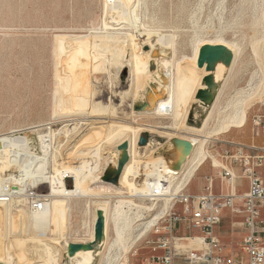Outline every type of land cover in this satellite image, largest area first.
Listing matches in <instances>:
<instances>
[{
  "label": "rangeland",
  "instance_id": "obj_1",
  "mask_svg": "<svg viewBox=\"0 0 264 264\" xmlns=\"http://www.w3.org/2000/svg\"><path fill=\"white\" fill-rule=\"evenodd\" d=\"M105 2L111 3L107 0H0V142L22 137L26 139L25 143L15 146L19 152L22 150L33 156H43V140L47 144V151L41 174L47 175L57 168L53 163L59 162L63 167L79 164L78 160L76 162L69 157V153L78 142L89 140L90 137L86 136L99 129L98 126L110 122L132 127L141 123L171 126L169 114L152 113L157 101L153 92L158 87L168 85V80L163 76L168 67L164 68L161 61H172L173 65L166 70L173 73L176 67L195 63L199 56L211 51L215 53L211 54L210 59H201L203 64L197 74H215V83L219 86L216 99L204 106L190 94L192 99L186 97V108H196V115H189V112L185 125L175 131V135H171L173 131L166 128L157 129V133L142 130L139 136L145 135L147 142L140 145L138 136L134 146L141 160L152 161L161 155L172 163L177 153L172 141L174 138L210 132V137L201 148V152H206V157L195 164L197 148L195 157L182 168L183 177L187 176L188 168H191L193 175L185 190H198L202 176L215 173L218 155L224 149L237 144H250L260 138L251 118L259 105L264 103V0H131L126 5L125 17L120 19L122 22L114 26H122L117 30L127 33L125 38L99 44L94 51L96 54L98 50L96 63L92 59L94 64H100L99 68L94 72L89 70L91 63L79 77L78 88L84 86L92 90V101L111 111L112 115L96 119L84 113L75 114L76 106L67 97L70 92L63 88L66 82L62 78L70 72L65 65L67 53L54 50V35L67 36L68 39L64 41L66 50L73 45L72 36L87 35L89 41H93L94 34L103 32L104 20L109 22L111 17L117 19L115 12L104 10ZM139 32L155 35L152 41L154 45H130V40L137 42L134 39ZM158 36H163V41L156 40ZM148 51H152L148 59L151 75L144 82L138 81L132 71V53L142 56L143 52ZM206 68L209 70L206 71ZM61 98L63 102H59ZM207 113L209 115L206 116ZM232 115L240 118L239 123L238 119L231 118ZM229 117L236 122H229ZM225 127L227 129L224 130ZM118 138L114 142H106L91 137L93 142H100L97 151L94 153L90 150L82 160L95 167L93 174H96V179L92 182L88 176L82 186L91 190L102 186V194L55 198L64 200L62 208L55 214L60 219L58 230L52 231V227L48 226L39 234L30 218L32 201L39 197L30 193H47L48 184L34 182L31 192L25 189L23 194L0 204V264H42L46 260V250L57 254L58 264H65L68 260L64 254L67 249L65 242L80 243L89 238L92 241L87 242L100 249V259L96 264H118L122 257L126 259L129 252H133L140 230L134 227L128 229L122 242H114L115 233L109 213L111 208L118 199L129 201L122 209L127 211L128 208L130 220H136V213H140L138 218H143L134 222L136 227L137 223L155 214L158 204L163 206L164 200L152 202L116 196L112 190H122L121 173L115 185L102 180L107 169L116 168L120 156L117 146L122 140L129 142L131 135L128 133ZM127 153L130 160L132 151ZM33 168L34 164L31 163L29 169ZM180 179L181 176L173 182ZM64 185L73 188V179L66 177ZM103 201H108L105 203L108 219L100 222L99 226H102L97 229V207ZM133 203L150 206L151 209L143 208L137 212ZM101 229L104 230L103 241L100 240ZM222 231L223 240L236 245L239 236ZM147 252L139 248L136 256L130 257L131 261L140 264ZM7 255L12 257L8 258ZM77 259L75 257L68 262L76 264ZM177 264L184 263L177 261Z\"/></svg>",
  "mask_w": 264,
  "mask_h": 264
},
{
  "label": "bare ground",
  "instance_id": "obj_2",
  "mask_svg": "<svg viewBox=\"0 0 264 264\" xmlns=\"http://www.w3.org/2000/svg\"><path fill=\"white\" fill-rule=\"evenodd\" d=\"M107 1H111V3L108 4L105 2L106 4L104 5V10L115 12L117 19H115V17H111V21H109V22H106L104 20L102 23V26L104 29L103 32L99 33V34H94L93 35V41L90 42L87 35L72 36L71 42H73V45L72 46L70 45L68 47L69 49L66 50V46H65L64 41H65V39H68V38H66L67 36L64 34L54 35V38H55V49L54 50L58 53H62V52H65L63 54L67 53L65 56V57H67V60H65L66 61L65 65L67 64V67L70 69V72L67 75H65L64 78H62L66 82V84L63 88L70 92V93H68L67 97L76 106V109H75L76 113L75 114L84 113V114H87L88 116L95 117L96 119L101 118V117L104 118L106 115H112L111 111L109 110L108 107L101 106L99 103H94L92 101L91 98H92V94L94 93L92 90H87L84 88V86L82 87V89L78 88L79 83H80L79 77L81 76V73L85 72L84 70L91 63H92L91 64L92 68L89 67V70L91 69L94 72V71H97V69L99 68L100 64H94V63H96L95 59H97L98 50H97L96 54L94 53V51L97 49L96 47L99 44L104 43V45H105V44H108L111 42H118L119 39H121L122 37L125 38V35L127 33H123V32H120L119 30H117V29H121L122 26L121 27L119 26L120 28H118V27L114 28V26L119 25L120 22H122L121 20L126 15V7H127L126 5L131 0H107ZM113 15H114V13H113ZM153 36L155 37V35H153ZM153 36H151L150 33L145 34L143 32H141V33L139 32L135 36V39H134L137 42L130 40L129 44L130 45L138 44V47H142L143 45L149 44L152 47L155 43V42L152 43V41H154V39L156 38L155 37L153 39ZM162 37L158 36L156 40L163 41ZM150 53H149V51L143 52L142 56L138 53H135V52L132 53V57H131L132 71L136 75L138 81L144 82L147 78L149 79V77L151 75L150 70H149V60H148L149 57L151 56ZM92 59H93L94 63L92 62ZM198 60L195 63H190L187 65H182V66L176 67L175 71L173 73H171V75H170L171 77L169 78L170 82L167 83L168 85H164V88L158 87L153 92L156 95L157 101L155 103V106L152 109V113L162 114V115L169 114L172 118L171 126H158V125H153L150 123H141L138 126L132 127L130 125L114 124L112 122H110L107 125L98 126L99 129L94 130L93 132H91V134L86 136L88 138L90 137L89 140H86V141L82 140V141L78 142L74 146V150L69 153V157L71 159L76 160V162L78 160L79 164L63 167L60 165L61 163H59V162L53 163V165L55 167L57 166V168L53 171V173H50L47 175L41 174L44 167H45V164H46V158L45 157H46V151H47L46 150L47 144L44 143L43 140H41L42 141L41 147L43 149V156H33L32 154H29V153L22 151V150H21V152H19V148H16L15 146L18 147V146H21L25 143L26 139H24L22 137L10 138V139H7L5 141L0 142V204L6 203V202H4L5 198H2V197H5V195L8 196V200H9V198H11V197L23 194V191L25 189H26L25 191L31 192V190L34 186L33 185L34 182L35 183L38 182V183L48 184V192L47 193H43V194H40V193L36 194L34 192L30 193V194H33L35 196H39V197L44 198L43 208H41L40 210H36V209L32 208V206H31L32 212H31L30 218H31V221L34 223V227L39 231V234L43 233V231L48 226L52 227L50 229L52 231L58 230L60 228V219L58 216H55V214L60 208H62V204H63L64 200H57L55 198L64 197L66 199V198H69L72 196H83V195H88V196L93 195L94 196V195H101L102 194L100 192V191H103V190H101L102 186L101 187L96 186L97 188L95 187L96 189H94V190H91V189H88V188H85L82 186L83 182L85 181V179L88 176L90 177L92 182H95V179H96V174L95 175L93 174V172L95 171V167L89 166L87 161H85L84 159L82 160L84 155L87 152H89L90 150L94 151V153H95V151H97V146L99 145L100 142L99 141L93 142V141L98 139V138H101L102 140H104L106 142H114L113 140L116 137L118 138L119 136L121 137L122 135H125L128 133L131 135V140L129 142H127L128 143L127 151L131 150L132 154H130L131 155L130 160H128L125 163V165L121 171L120 183H121L122 190H120L118 188H117L118 190H112V192H114V194H116V196L133 197L135 195H141V193H144L145 186L143 184H140V182L137 183L134 180L136 177L137 178L139 177L143 180H146V183H147L148 181H150V182L154 181L155 177H158L161 175V176H164L165 181H166L165 187H166V189L168 188L170 190V192L171 191L176 192L181 187H183L182 189H185V187L187 186V184L190 182V180L193 177L192 170H190L191 168H188L189 171L186 172V173H188L187 176L183 177L181 175V179L177 182L175 181L176 183L173 182L174 177H171L168 175L166 176L165 173L171 172V170H172L170 168L171 166L175 167V168H179L177 171L182 170L183 166L187 163V161H189L190 159H193L195 157L194 153L196 152L195 150H197V148H199L200 151L198 150V155H196V158H195L196 162H194V163L199 164L206 157V154H205L206 152L205 153L201 152V148L204 145V143L207 141V139L210 137V135H209L210 132H209V134H192V136H188L185 138L179 137L180 139L188 140L192 144V149H191V152L189 153V155H187L183 161L179 162L178 165H175L174 162L170 163L161 155L153 158L154 160H152V161L141 160L138 153L134 150V146L136 145L135 144L136 139L139 136L140 131L147 130L151 133H157V129L166 128V129H171L173 131L172 133H170L171 135H175L174 132L178 131V129L180 127L182 128V126L185 125V121L187 119L189 112L196 115L195 114L196 108H194V107H190V109L186 108V103L188 102L186 100L192 99V97L195 98V96H193V95L198 89L206 88V87H204L203 83L201 82V79L203 76H205L207 74H205L203 76H198L197 71L200 68L197 65ZM213 62H214V60H213ZM161 65H163L164 68L165 67L169 68L170 66L173 65V63H172V61H169V60H162ZM76 68H78V70ZM168 68H165V70ZM73 70L75 72H73ZM212 75H213V77H215L214 76L215 74H212ZM217 78H218V75H217ZM214 81H215V78H214ZM157 85H162V84L160 82H158ZM54 90H56V89H54ZM193 90H194V93H192ZM217 90H219V89H217ZM190 94H192V97H190ZM65 97L66 96H63L62 98H65ZM186 97H189V98L186 99ZM62 98L60 99L59 102L64 101ZM195 101H197V100H195ZM199 108H200V106H199ZM84 110H86V111H84ZM203 111H204V108H203ZM207 115H209V113H207L206 116ZM233 115L231 116V118H235L234 116L237 115V113H235L234 116ZM240 115H238V116H240ZM238 116H236V117H238ZM231 118L230 119L226 118V119L229 120V122L232 121L231 123L236 122V120L233 122V120H231ZM241 118H242V115H241ZM235 119H238V123H239L240 118H235ZM224 121H226V120L224 119ZM103 122H105V121H103ZM219 125H220V123H219ZM226 127H227V124H226ZM226 127L224 128V130L228 128V127L227 128ZM219 129L220 128H218V131H219ZM224 130H221V131H224ZM195 131H198V129ZM91 137H94V140H92ZM40 138L42 139L43 136L40 135ZM115 140H117V139H115ZM123 141H126V140H122L120 143H122ZM119 152H120V154L122 153L121 150H119ZM89 156H91V155H89ZM175 157H177V155ZM31 163L34 164L35 168L29 169ZM191 164H193V163H191ZM191 164H190V166H191ZM139 170L140 171L144 170V171L139 172ZM193 170H194V168H193ZM171 173H173V172H171ZM66 177H71L73 179V188H67L64 185V179ZM147 178H152L153 180H149ZM29 179H30V181H28ZM123 193H125L124 196L122 195ZM163 200H164V204H163V208H164L165 206H167V203L169 201V196H165L163 198ZM107 202L108 201H103L97 207V209L99 210V213L97 215L98 216L97 219H99L100 222H103V221L108 219V207L105 206V203H107ZM126 202H129V201H125L124 199H118L117 204H115L109 212L110 218H111L112 224H113V230L115 233V238L113 240L114 242H122L127 230L133 229V227L140 230V232L138 233L137 236L138 237L141 236L143 234V232H145V230L148 228L150 223H152V221L155 219L156 214H157V213L154 214V216H153L154 218L152 217L150 219H147L145 221L137 223L136 227H135L134 222L140 221L143 218H138V217H140V213L139 214L136 213V216H137L136 220L135 221L130 220L131 216L129 217L127 214L129 212L128 208H127V211L122 209L123 208L122 206H126V205H124ZM50 203L52 204L51 208H49ZM134 205L137 208V212L141 211V209H143V208L151 209L150 206H141L138 204H134ZM129 206H130V204H129ZM131 207H132V205H131ZM94 219H96V217ZM94 222H95V220H94ZM99 225H100V223H99ZM97 234H95V235H97ZM103 235H104V230L101 229V235H100L101 241L104 240ZM94 238L96 240V237H94ZM89 240L92 241V239L89 238V239H86L80 243L65 242L66 248H67L65 253H64L65 257L68 260H71L72 258L75 259V257H78V259L75 260L76 264H96L97 261L100 259V249H96L93 246H91V243L87 242ZM110 243H112V242H110ZM127 243H129V242H127ZM112 246H114V245H112ZM108 248H109V246H108ZM56 255H57L56 253H52L51 251L46 250V255H45L46 260L42 264H58ZM7 257L11 258L12 256L7 255ZM68 260H66L67 262L65 264H73L71 262H68ZM112 261H114V260H112ZM114 263L116 264V262H114ZM1 264H7V263L5 262V263H1Z\"/></svg>",
  "mask_w": 264,
  "mask_h": 264
},
{
  "label": "built area",
  "instance_id": "obj_3",
  "mask_svg": "<svg viewBox=\"0 0 264 264\" xmlns=\"http://www.w3.org/2000/svg\"><path fill=\"white\" fill-rule=\"evenodd\" d=\"M170 75L171 70H164L163 76L168 82ZM251 120L257 134L264 137V103L259 105ZM218 157L214 176H204L196 192L183 187L170 192L161 175L147 183L139 177L134 179L143 184L145 190L132 198L160 202L169 196V201L164 208L158 204L155 219L136 238L133 252H129L126 259L122 257L119 264H134L130 257L136 256L139 248L148 251L140 264H177V261L185 264H264V218L261 215L264 207V141L259 145L237 144L232 149H224ZM171 172L165 174L175 180L183 171ZM238 179L247 182L243 193L235 191ZM216 180L220 189L228 184L229 191L215 192ZM2 198L8 200L6 195ZM43 203L44 198L37 197L31 206L40 210ZM224 210L232 217L241 216L240 255L230 250L216 232Z\"/></svg>",
  "mask_w": 264,
  "mask_h": 264
},
{
  "label": "water",
  "instance_id": "obj_4",
  "mask_svg": "<svg viewBox=\"0 0 264 264\" xmlns=\"http://www.w3.org/2000/svg\"><path fill=\"white\" fill-rule=\"evenodd\" d=\"M215 52H211L208 51L205 53V56H199V60H198V67H202L203 64V59H210L211 58V54H214ZM203 58V59H202ZM202 59V61H201ZM209 69L206 68V71H208ZM201 82L203 83L204 86H206V88H200L196 91L195 93V98L198 99L204 106H208L209 104H211L216 96V92H217V84L214 81V77L212 74L208 73L207 75L203 76L201 79ZM192 113H189V115H191ZM173 144L177 150V157H175V160L173 161L175 165H178L179 162L183 161L187 155H189V153L191 152L192 149V144L186 140V139H180V138H174L173 140ZM147 142V138L145 137V135H140L139 136V144L140 145H144ZM127 148H128V143L127 141H123L122 143H120L117 146L118 150H121L122 153L120 154L118 161H117V165L115 169H107L103 176H102V180L105 182H109L113 185L117 184L118 182V178L119 175L125 165V163L128 160V153H127ZM177 161V162H176ZM172 170H178L179 168H175V167H170ZM99 223L100 220L96 219V223H95V228L99 229Z\"/></svg>",
  "mask_w": 264,
  "mask_h": 264
},
{
  "label": "crops",
  "instance_id": "obj_5",
  "mask_svg": "<svg viewBox=\"0 0 264 264\" xmlns=\"http://www.w3.org/2000/svg\"><path fill=\"white\" fill-rule=\"evenodd\" d=\"M263 141H264V137L263 136H260V138L256 142L253 141L250 144L259 145ZM250 144H243V145H247L248 146ZM232 147H234V146H232ZM232 147L229 148V149H232ZM208 175L214 176V174L213 175H211V174H204L202 176V181H203V177L204 176H208ZM229 188H230L229 185H226L225 184V186L223 188L221 186V189H220L219 188L218 180L215 181V184H214V191L215 192H219V191L226 192V191H229ZM246 189H247V182H246V180H244V179H238L236 181L235 191L237 193H243V192L246 191ZM187 191H189V192H196L197 190L190 189V190H187ZM261 215H262V218H264V207L261 209ZM241 220L242 219H241V216L240 215H237L235 217H232L230 215V212L228 210H224L223 211V218L221 220V223L216 228V232L218 233V235L220 236V238L222 240L224 239V233H223L222 230H227L228 232L231 233V235H234L235 234V236H237V235L239 236L238 241L236 242V245H234V244L231 245V244L227 243L229 245V249L232 250L237 255H240V253H241L240 252V242H241V239H242V236H243V230H242L241 225H240Z\"/></svg>",
  "mask_w": 264,
  "mask_h": 264
}]
</instances>
